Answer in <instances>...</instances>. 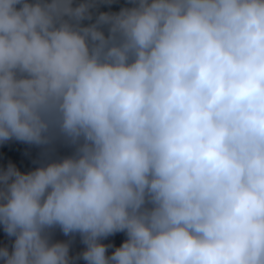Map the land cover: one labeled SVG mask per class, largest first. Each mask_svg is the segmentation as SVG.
<instances>
[{"label": "clouds", "instance_id": "clouds-1", "mask_svg": "<svg viewBox=\"0 0 264 264\" xmlns=\"http://www.w3.org/2000/svg\"><path fill=\"white\" fill-rule=\"evenodd\" d=\"M11 141L0 264H264V0H0Z\"/></svg>", "mask_w": 264, "mask_h": 264}, {"label": "trees", "instance_id": "trees-1", "mask_svg": "<svg viewBox=\"0 0 264 264\" xmlns=\"http://www.w3.org/2000/svg\"><path fill=\"white\" fill-rule=\"evenodd\" d=\"M62 152L67 151V149H61ZM36 157V149L30 148L28 145L17 141H11L5 145H0V164H6L9 160L16 163L21 170H27L33 167V159ZM58 238H63L58 234ZM123 234H117L115 237H110L109 241L115 244L123 239ZM6 241V237L2 230H0V242ZM77 248L82 247L77 242Z\"/></svg>", "mask_w": 264, "mask_h": 264}]
</instances>
